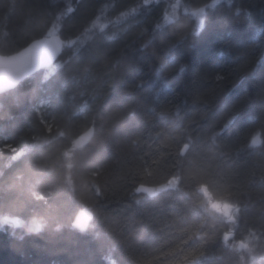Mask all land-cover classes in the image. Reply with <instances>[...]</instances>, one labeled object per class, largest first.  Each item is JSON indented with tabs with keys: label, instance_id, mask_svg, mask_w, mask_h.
Masks as SVG:
<instances>
[{
	"label": "trees",
	"instance_id": "16d2710c",
	"mask_svg": "<svg viewBox=\"0 0 264 264\" xmlns=\"http://www.w3.org/2000/svg\"><path fill=\"white\" fill-rule=\"evenodd\" d=\"M196 2L188 0L193 7ZM128 3L0 0V42H11L0 45L1 55L20 51L17 45L43 32L51 21L63 33L64 48L56 63L72 59L69 70L49 86L41 83L50 75L46 69L0 93V221L7 215L22 225L0 231V264H142L145 258L140 254L164 251L186 226L179 218L183 201L171 196L144 198L142 193L133 194L132 186L156 187L165 182L176 161L174 152L169 155L160 147L174 148L192 135L201 139L184 165L189 177L186 187L195 172L230 187L237 199L249 205L237 235L246 229L264 231V146L244 147L253 133L264 132V0L219 5L210 31L200 37L192 35L195 20L183 7L165 22L164 15L172 9L170 0L153 2L150 12L83 37L100 8L105 9L106 19L113 20L127 10ZM66 5L76 11L53 21V12L59 15L57 9ZM237 7L251 15L242 11L238 20L233 19ZM153 36L147 49L136 52ZM68 40L79 44L69 45ZM181 66L185 71L180 72ZM158 71L162 82L157 81ZM219 71L228 77L223 82L214 79ZM134 84L142 87L136 91ZM160 101L178 106L182 119L175 107L168 116L154 118L148 109ZM234 105L242 106L244 114L226 134L225 145L216 142L222 154L208 140L207 130L215 118L225 122ZM133 106V118L127 119ZM85 112H89L87 120ZM45 116L53 131L37 135L39 119ZM93 119L92 139L75 147ZM57 129L65 136L60 137ZM134 140L139 141L135 147ZM260 140L264 142V136ZM85 206H93L96 227L85 234L70 230L67 226ZM36 222L45 225L42 234L19 240ZM57 224L65 225L60 233L54 232ZM204 230L212 234L211 221ZM256 251L259 254L261 249ZM221 254L211 248L205 264H232L231 254L226 253L223 261L218 259ZM244 264L264 262L251 261L245 253Z\"/></svg>",
	"mask_w": 264,
	"mask_h": 264
},
{
	"label": "snow or ice",
	"instance_id": "6c2138e0",
	"mask_svg": "<svg viewBox=\"0 0 264 264\" xmlns=\"http://www.w3.org/2000/svg\"><path fill=\"white\" fill-rule=\"evenodd\" d=\"M152 3L153 0H142V3L140 0H129V3L126 5L127 10L120 12L118 20L128 17L135 18L136 14L150 12ZM225 3L231 4L232 0H211V3H208L207 0H199V2L195 3L194 7L192 4L188 3V0H185L183 4L181 3V0H176L175 3L170 5V7L172 8V16H175L176 11L183 7L186 15L195 20V28L193 29L192 35L200 37L210 31L217 7ZM57 11H59V15L54 11L52 20L58 22L66 13H74L76 9L70 5H66L62 9H57ZM104 11V8H100V15L94 14V18H90L89 23L91 24V27L86 28L85 31L91 32L92 29L96 28H99L101 32L104 31L107 24L97 23V21L103 17ZM242 11L246 12L249 16L251 15L250 11L237 7L233 19L238 20ZM164 20L165 22H168L169 16L167 14L164 15ZM114 23L116 22L108 21V24ZM49 24L50 27H46L43 32H40L34 38L28 40L24 45H17V47L20 48V53L27 51L33 45L43 43L47 40H54L56 43V53L58 58L64 48V42L61 39L63 33L56 27L55 23L50 21ZM156 27H160V25L157 24ZM154 39L155 36H153L146 44L142 45L141 48L136 49V52H141L142 50L147 49L148 46L153 43ZM183 39L184 37L182 36L181 40ZM5 43L11 45V42H0V45ZM68 43L69 45H78L79 40H68ZM85 47H87V45ZM221 54L223 55V53ZM238 58L239 57H237V59ZM71 64L72 59H68L62 63H55L54 68L50 71V75L44 76V79L41 82L42 86H49L54 79L59 78L62 73L68 71ZM85 70H87V68ZM179 70L180 72L185 71L184 66H181ZM156 77L158 82L163 81L161 72L158 71ZM227 78L228 77L222 71L217 72L214 77L217 82H223ZM161 86L167 87L166 83H162ZM140 87H142V85H133V89L136 91H138ZM129 94L130 93L127 92L124 93L126 96ZM157 99L159 100V97H157ZM262 103H264V98H262ZM171 107L176 108L177 117L182 119V117L179 116V107L171 105V102L160 101L159 104L150 107L148 112L152 114L154 118L156 115L164 118L168 116ZM134 111L135 107H130L127 111L126 118L132 119ZM36 114L38 117L40 116L39 109H36ZM88 114L89 112L84 113V120L88 119ZM243 114L244 108L242 106L234 105L229 110L228 118L225 122H220L215 118L210 123L207 130V138L217 150L221 151L222 154L223 149L221 144H223V146L225 145L226 134L230 128L241 119ZM206 118L207 115L202 117V119ZM190 123H196V121H190ZM39 124L41 125V128L37 135L40 133L50 134L53 131L54 125L53 123L47 122L46 116L39 119ZM57 131L60 137L65 136L63 130L57 129ZM94 132L95 120L93 119L88 131L79 135L76 141L77 145L82 147L90 141ZM160 135V132L156 133L157 137ZM261 136H264V132L253 133L250 144H245L244 147L256 148L264 146V142L260 140ZM200 139V135H192L183 139L178 145H174V148L169 145H163L162 147L158 146L161 151L168 152L169 155H172L174 152V159L176 162L173 164L172 169H170L168 178L165 182L160 183L156 187H147L143 183H133V194L142 193L144 194V198L154 200L171 196L182 199L184 211L180 214L179 218L186 222V226L178 230L179 238L164 251L159 252L157 255L148 253L140 254V256L145 258L142 261V264H154V262L162 259L165 260L166 264H205L208 251L211 248H216L222 253L218 257L221 261L224 260L226 253L231 254L234 257L232 264H244L245 253H247L251 261L264 262V245L261 244V241H264V231L246 229L245 233H242L239 236L237 235L239 224L243 216L246 214L249 205L243 204L237 199L235 193L230 187L223 188L214 178L202 176L199 172L192 174L190 187H186V181L189 177L185 173L184 165L189 156L194 154L198 149V142ZM218 140L221 141V144L216 143ZM44 142L48 143L47 140ZM138 143L139 141L134 140L132 141V146L135 147ZM5 147H8V145L5 144ZM33 147H35V145H33ZM144 163H147V161H144ZM152 163H157V161H152ZM149 174L151 175V173ZM261 185L264 186V179H262ZM96 194H101L99 189H97ZM193 197L196 198L194 199ZM261 199L264 200V195L261 196ZM135 202L139 204L141 201L137 199ZM95 215L96 213L93 206H85L71 220L67 227L70 230L85 234L89 229L96 227V224L94 223ZM209 221L212 222V227L214 229L211 235L204 230ZM10 222L12 224L19 223L17 220L10 221L9 217L5 215L2 220L4 227L0 228V231H5ZM64 227L65 225L63 224H57L54 232L60 233ZM44 228L45 225L43 223L36 222L33 226H30L27 229L25 237H19L18 239L23 241L33 234H42ZM159 231L162 232L163 228L159 229ZM12 235L14 236L15 234L13 233ZM99 235V232L95 233V237H99ZM257 248L261 249L259 254H257Z\"/></svg>",
	"mask_w": 264,
	"mask_h": 264
},
{
	"label": "water",
	"instance_id": "95a60500",
	"mask_svg": "<svg viewBox=\"0 0 264 264\" xmlns=\"http://www.w3.org/2000/svg\"><path fill=\"white\" fill-rule=\"evenodd\" d=\"M59 57L54 40L33 45L23 53L0 54V93L13 90L36 73L51 68Z\"/></svg>",
	"mask_w": 264,
	"mask_h": 264
},
{
	"label": "rangeland",
	"instance_id": "374dc122",
	"mask_svg": "<svg viewBox=\"0 0 264 264\" xmlns=\"http://www.w3.org/2000/svg\"><path fill=\"white\" fill-rule=\"evenodd\" d=\"M156 1H159V0H153V2H156ZM171 1V3L173 4V3H175L176 2V0H170ZM142 3V2H141ZM179 10L180 9H178L177 11H176V14H175V16H172V9H171V11H170V13L168 14V16H169V20L171 19V18H175L176 16H177V14H178V12H179ZM183 12H184V10H183ZM185 13V12H184ZM125 18H123V19H119L118 20V16L116 17V18H114L113 20H110V21H115L116 23L117 22H120V21H122V20H124ZM108 19H106L105 18V16L103 15V17L99 20V21H97V23L98 24H107V26L109 25L108 24ZM57 27V26H56ZM91 27V24H90V26L88 27V28H90ZM58 28V27H57ZM97 32H100V29L99 28H96V29H92V31L91 32H87V31H85L84 32V36L83 37H88L89 35H91V34H93V33H97ZM50 71H51V68L50 69H48V70H46V73H50ZM79 145H77V143L75 142V147H78ZM10 221H11V219H10ZM18 221V220H17ZM19 222V221H18ZM34 224H31L30 226H33ZM0 226H3V224H2V220L0 221ZM7 226H9L10 228H13V229H15V228H19L20 226L22 227V225H21V223L19 222L18 224H12L11 222L7 225Z\"/></svg>",
	"mask_w": 264,
	"mask_h": 264
}]
</instances>
